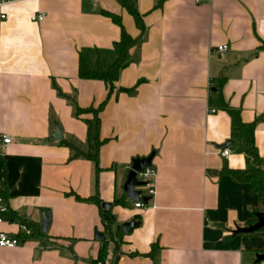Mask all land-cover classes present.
Returning a JSON list of instances; mask_svg holds the SVG:
<instances>
[{
	"label": "crops",
	"instance_id": "crops-1",
	"mask_svg": "<svg viewBox=\"0 0 264 264\" xmlns=\"http://www.w3.org/2000/svg\"><path fill=\"white\" fill-rule=\"evenodd\" d=\"M130 1L145 33L99 116L96 173L62 145L87 152L84 120L92 116L76 118L57 90L81 109L97 108L109 87L78 77L79 56L108 67L120 29L102 12L119 16L135 39L133 18L116 0H0V136L12 139L0 151V192L14 217H3L0 232L19 236L25 224L37 233L0 248V264H93L104 240L113 255L118 241L115 264H264L255 261L259 234H233L246 227L257 197L223 173L264 169V0H165L159 9L156 0ZM37 14L44 20L31 22ZM219 45L228 47L223 56ZM151 153L156 193L137 209L123 186L132 161ZM94 196L110 205L112 238L98 206L79 200ZM130 221L138 226L122 234Z\"/></svg>",
	"mask_w": 264,
	"mask_h": 264
},
{
	"label": "trees",
	"instance_id": "trees-1",
	"mask_svg": "<svg viewBox=\"0 0 264 264\" xmlns=\"http://www.w3.org/2000/svg\"><path fill=\"white\" fill-rule=\"evenodd\" d=\"M5 1V0H4ZM121 7L126 9L128 14L133 18L134 24L136 28L140 31V37L133 39L125 30L121 18L119 16L102 12V14L105 17H108L111 19L113 24L118 26L120 29V38L119 41L114 44V50L117 54L116 59L106 68H103L99 62V59L96 62V66L94 68H91L87 62V60L80 55L79 61H78V77L82 80H92V81H101L104 84H106L109 87V93L107 95V98L97 107V108H87V109H81L79 108L76 103L69 99L68 97L62 95L58 90L57 93L60 97L66 99L69 101L73 108L74 116L76 118H80L82 115H90L92 118L90 120H84V122L88 126V143H89V149L87 152H82L81 150L77 149L74 145L70 143L62 142V145L67 146L71 152L72 156L70 157V160L83 158L89 161H92L94 163V168L96 173L100 171L98 167V160H97V151L100 146L104 144V142L100 141L99 139V129H100V114L103 111L104 107L106 106L110 95L113 91L114 84L118 81L119 75L123 69L126 68L128 64L129 59V52L132 48H134L141 36L145 33V26L143 23V16H141L137 9L134 7V4L130 0H116ZM165 0H156V4L154 9H159L162 7ZM223 85V80H220L217 82V87L220 90ZM228 114L234 119L235 123L237 124L236 129L234 130L235 133L242 132V128L240 127V120L238 117V113L236 111H232L227 109ZM236 135V134H235ZM92 151L94 153H92ZM248 160L253 161L257 163V156H253L251 151H247ZM224 174L230 176L234 181L245 184L249 186L250 191L252 194H254L257 197L258 200V207L255 208L252 213L250 219L246 223V227L253 225L256 223V217L255 214L258 212L264 213V169H262L259 164L257 166H248L246 169L242 170H227L225 169L223 171ZM0 198L2 200H5V195L0 192ZM80 201H86V202H92L95 205L98 206L101 216H102V222L104 224L105 232L110 234L112 238L111 228L113 225V218L109 214V212H105L101 207V201L96 197H91L89 199H79ZM115 204H121L119 200L114 202ZM7 217H10V219H13L14 217L10 215V212L8 211L6 214ZM106 217V218H105ZM25 225V224H24ZM27 226V225H26ZM31 229L30 226H27ZM32 230V236L37 234L35 231ZM262 237L263 243H264V228L260 229L256 232ZM20 236V234H19ZM42 236V235H41ZM114 248V262L117 261V250H118V241L115 243ZM107 242L103 241V246L100 250L98 259L96 261H103L106 257L107 253ZM262 254H264V248L261 251ZM93 264H95V262ZM114 263V264H115Z\"/></svg>",
	"mask_w": 264,
	"mask_h": 264
},
{
	"label": "built area",
	"instance_id": "built-area-1",
	"mask_svg": "<svg viewBox=\"0 0 264 264\" xmlns=\"http://www.w3.org/2000/svg\"><path fill=\"white\" fill-rule=\"evenodd\" d=\"M7 2L12 0H5ZM195 4L199 5L205 2H208L210 0H193ZM45 15L44 14H37L30 18V21L33 23H41L44 20ZM1 18H4L3 16ZM228 47L226 45H219L216 47L215 52L219 54L220 56H223L227 53ZM211 113H214L215 111H210ZM12 139L11 137H8L6 135L0 136V151L4 150L7 145L11 144ZM221 156L223 158H228L230 156V150L228 148H225L221 151ZM156 177V171L154 168H145L140 173L136 174V179L139 182L144 183V186L140 188L147 191L146 197L140 198H146V203H143L141 201L134 204V207L137 209H146L149 207V203L151 199L155 196V186H154V180ZM1 189V184H0ZM141 195V194H140ZM154 207V206H153ZM8 207L3 202L2 198H0V223L4 221L3 217L7 214ZM18 231L20 236H10L6 233L0 232V248H7V249H13L16 247L21 246L24 243V239L32 236V230L28 228L24 224H18ZM114 255L113 250L110 248L107 250L106 257L103 261H96L95 264H114Z\"/></svg>",
	"mask_w": 264,
	"mask_h": 264
},
{
	"label": "water",
	"instance_id": "water-1",
	"mask_svg": "<svg viewBox=\"0 0 264 264\" xmlns=\"http://www.w3.org/2000/svg\"><path fill=\"white\" fill-rule=\"evenodd\" d=\"M61 135L58 127H56L55 133L52 136V140L58 141L60 140ZM230 143H226L221 146V148H226ZM155 157V153H151L146 158H139L134 159L131 163V167L126 177V181L123 186V191L128 199L134 202H143L146 203V198H140L141 192L139 190H135L136 188H141L144 186V183L139 182L136 179V174L140 173L145 168H152V160ZM109 204H102V209L107 211L109 209ZM256 223L247 227L239 228L237 227L233 234H253L259 231L260 229L264 228V213L258 212L255 214ZM106 218V217H105ZM50 215L49 213L42 214V222H41V231L46 233L48 224H49ZM138 226V223L134 221H130L128 223H124L121 225L120 229L122 234L127 235L134 227ZM95 238L97 240L103 241L104 235L102 234H95ZM264 260V254H257L255 257L256 263L261 262Z\"/></svg>",
	"mask_w": 264,
	"mask_h": 264
},
{
	"label": "rangeland",
	"instance_id": "rangeland-1",
	"mask_svg": "<svg viewBox=\"0 0 264 264\" xmlns=\"http://www.w3.org/2000/svg\"><path fill=\"white\" fill-rule=\"evenodd\" d=\"M141 192H142V195H144V194H145V191H144V189H142V191H141ZM120 230H121V229H120Z\"/></svg>",
	"mask_w": 264,
	"mask_h": 264
}]
</instances>
